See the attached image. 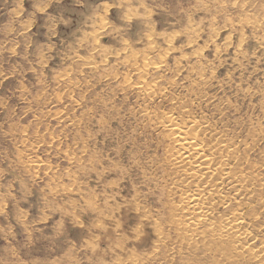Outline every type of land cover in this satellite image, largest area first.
Wrapping results in <instances>:
<instances>
[{
    "label": "rangeland",
    "instance_id": "obj_1",
    "mask_svg": "<svg viewBox=\"0 0 264 264\" xmlns=\"http://www.w3.org/2000/svg\"><path fill=\"white\" fill-rule=\"evenodd\" d=\"M263 10L264 0H0V264H264L259 202L251 260L177 253L157 120L204 117L239 139L263 129L249 158L264 179Z\"/></svg>",
    "mask_w": 264,
    "mask_h": 264
},
{
    "label": "bare ground",
    "instance_id": "obj_2",
    "mask_svg": "<svg viewBox=\"0 0 264 264\" xmlns=\"http://www.w3.org/2000/svg\"><path fill=\"white\" fill-rule=\"evenodd\" d=\"M261 20L262 19H260V21ZM256 21L259 22V19ZM245 22L247 21H244V23ZM253 26L255 27L256 25ZM241 28L242 27H240V29ZM260 29H262L261 26ZM263 31L261 30V33ZM241 37L244 38V36ZM141 66L143 67V64ZM146 66H148V64ZM140 74H142V72ZM127 83H124V85ZM151 86H153V84ZM145 87L139 86V89H144L143 92L150 89V87L148 88L146 85ZM185 104L184 106H186ZM169 113L171 114V111ZM170 114H165L161 119L157 120H160L159 124L161 123L162 125V133L165 140L168 142L167 150L164 149V151L166 150L165 154H167V158L169 159L166 172L168 175L170 174L174 180L173 184L171 182L170 187L166 190V192H168L166 194L178 199L176 203L169 206L170 220L168 222L169 224L170 221H172L173 232H175L177 238L180 240V244L177 247V253L183 254V252L189 251L191 248L197 249L199 246H202V248H199L203 249L204 247L206 253H216L226 259H236L234 258L233 253H238V255L241 254V257L243 255L249 256L247 259L251 260L253 256V249L252 243H249L248 239L253 232V227H249V222L252 219H257L258 213L248 212L251 208H253L251 206L256 205L257 202L260 203V207L264 210V179L260 177L257 172V165L251 162L249 153L258 145L257 143L260 141V138L259 140H256L255 136H259V134L263 132V129H257L258 131H249L250 133L247 134L245 139H239L238 135H233L234 133L228 132L229 130L226 131L225 129H217L214 127L216 124L214 126L210 125L204 117L197 121V118L196 120L191 119L188 115H184V117H186L184 118L178 116L179 113L177 116ZM227 205H229L228 207H231V211L229 210L230 212H227V215L216 218V211L218 207ZM255 238L256 237L254 236L252 239L255 240ZM258 248L260 253L264 251L263 244H261ZM198 257L200 258L201 256ZM217 257L215 256V258ZM189 258L191 259V257ZM189 258L188 260H190ZM212 258H214L213 255ZM210 260L212 259L210 258ZM216 260L217 259L213 261ZM213 261L211 264L215 263ZM252 261L250 262L252 263ZM229 263H233V260ZM216 264L221 263L219 262Z\"/></svg>",
    "mask_w": 264,
    "mask_h": 264
}]
</instances>
